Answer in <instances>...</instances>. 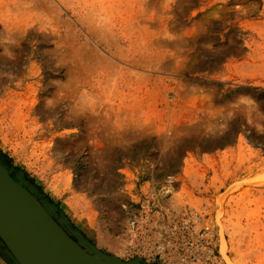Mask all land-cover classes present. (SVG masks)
<instances>
[{"label": "rangeland", "instance_id": "rangeland-1", "mask_svg": "<svg viewBox=\"0 0 264 264\" xmlns=\"http://www.w3.org/2000/svg\"><path fill=\"white\" fill-rule=\"evenodd\" d=\"M0 155L102 253L264 264V0H0Z\"/></svg>", "mask_w": 264, "mask_h": 264}, {"label": "water", "instance_id": "water-1", "mask_svg": "<svg viewBox=\"0 0 264 264\" xmlns=\"http://www.w3.org/2000/svg\"><path fill=\"white\" fill-rule=\"evenodd\" d=\"M8 233L38 250L39 264H141L138 258L124 262L74 240L0 163V239L16 264H36L14 248Z\"/></svg>", "mask_w": 264, "mask_h": 264}, {"label": "built area", "instance_id": "built-area-1", "mask_svg": "<svg viewBox=\"0 0 264 264\" xmlns=\"http://www.w3.org/2000/svg\"><path fill=\"white\" fill-rule=\"evenodd\" d=\"M193 219L195 222H198L201 220L200 216H195V215H193ZM191 226H192V222L188 219L183 220L181 223V228H182L183 232L190 231ZM136 232H141V231L137 228ZM198 236L202 237L203 235L198 234ZM190 246H192V247L195 246L197 251L200 248L198 241H190ZM173 248H175L173 241L170 238H167L164 241V244L161 246H158L157 249H155V251H156L157 255L162 257L165 250H167V249L171 250ZM197 251H196V254L194 256H192V258L189 259L188 261L183 260L184 263H182V264H194V262H196L198 260Z\"/></svg>", "mask_w": 264, "mask_h": 264}, {"label": "bare ground", "instance_id": "bare-ground-1", "mask_svg": "<svg viewBox=\"0 0 264 264\" xmlns=\"http://www.w3.org/2000/svg\"><path fill=\"white\" fill-rule=\"evenodd\" d=\"M8 238L13 241L14 248L19 250L28 259H30V262L39 264V256L38 255H40V252L38 250L33 249L26 241H24L22 239L13 238L11 233H8Z\"/></svg>", "mask_w": 264, "mask_h": 264}, {"label": "trees", "instance_id": "trees-1", "mask_svg": "<svg viewBox=\"0 0 264 264\" xmlns=\"http://www.w3.org/2000/svg\"><path fill=\"white\" fill-rule=\"evenodd\" d=\"M0 160H2L3 162H5L4 156H1L0 155ZM2 166L10 173V175L13 178H18L19 177L9 163H6V164H3L2 163Z\"/></svg>", "mask_w": 264, "mask_h": 264}]
</instances>
